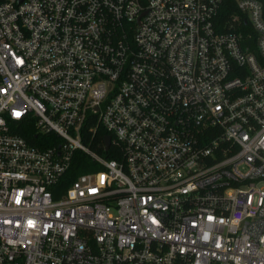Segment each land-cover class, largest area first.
Segmentation results:
<instances>
[{"label": "built area", "instance_id": "obj_1", "mask_svg": "<svg viewBox=\"0 0 264 264\" xmlns=\"http://www.w3.org/2000/svg\"><path fill=\"white\" fill-rule=\"evenodd\" d=\"M234 2L0 0V264H264V3Z\"/></svg>", "mask_w": 264, "mask_h": 264}, {"label": "trees", "instance_id": "obj_2", "mask_svg": "<svg viewBox=\"0 0 264 264\" xmlns=\"http://www.w3.org/2000/svg\"><path fill=\"white\" fill-rule=\"evenodd\" d=\"M264 3V0H262ZM264 5V4H263ZM237 9L235 6L234 0H223V3L219 9V18L220 22H226L229 20L232 14L236 13ZM93 121V120H92ZM94 122H89L88 126L86 127L83 137L85 142L89 145L90 148L96 150L105 158H116L117 156H121V147H109L108 150H104V137L109 134L105 129L101 126H97L95 130L92 127ZM21 133L28 138L31 143H34V139L32 137L33 134L29 133V131L21 130ZM100 166L94 165L91 163L90 158L81 153L75 152V156L71 162V167L68 173V179H72L75 175L83 172H88L94 169H99Z\"/></svg>", "mask_w": 264, "mask_h": 264}, {"label": "water", "instance_id": "obj_3", "mask_svg": "<svg viewBox=\"0 0 264 264\" xmlns=\"http://www.w3.org/2000/svg\"><path fill=\"white\" fill-rule=\"evenodd\" d=\"M109 144H110V137L108 135H106L104 137V149L105 150L108 148Z\"/></svg>", "mask_w": 264, "mask_h": 264}]
</instances>
